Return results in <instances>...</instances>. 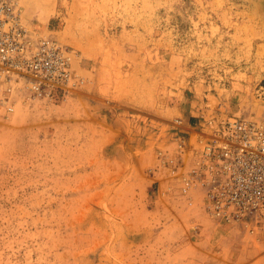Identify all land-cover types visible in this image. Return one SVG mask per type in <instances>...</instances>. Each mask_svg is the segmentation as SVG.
<instances>
[{
	"label": "rangeland",
	"instance_id": "374dc122",
	"mask_svg": "<svg viewBox=\"0 0 264 264\" xmlns=\"http://www.w3.org/2000/svg\"><path fill=\"white\" fill-rule=\"evenodd\" d=\"M11 1L78 83L0 78V264H264V223L210 217L181 147L264 119V0Z\"/></svg>",
	"mask_w": 264,
	"mask_h": 264
},
{
	"label": "built area",
	"instance_id": "2783aa9c",
	"mask_svg": "<svg viewBox=\"0 0 264 264\" xmlns=\"http://www.w3.org/2000/svg\"><path fill=\"white\" fill-rule=\"evenodd\" d=\"M69 57L55 39L34 38L15 2L0 0V78L21 83L33 98L53 100L77 86ZM214 124L212 135L199 137V161L185 179V191L202 187L214 218L254 228L264 223V119ZM188 146L182 139L183 154Z\"/></svg>",
	"mask_w": 264,
	"mask_h": 264
},
{
	"label": "bare ground",
	"instance_id": "6f19581e",
	"mask_svg": "<svg viewBox=\"0 0 264 264\" xmlns=\"http://www.w3.org/2000/svg\"><path fill=\"white\" fill-rule=\"evenodd\" d=\"M18 10H19V7H18ZM20 17H21V15H20ZM21 21H22V18H21ZM34 38H36V39H39L40 37H34ZM53 39H54V37H52ZM64 47V46H63ZM70 53V52H69ZM70 58V62H71V65H72V60H71V56L69 57ZM73 66H74V64H73ZM12 83V82H11ZM219 119V117H216V118H213V119H211L210 121H209V124L210 125H213L217 120ZM263 120V119H262ZM190 145H189V150H192L193 151V153L192 154H190L189 155V157L190 156H193V155H197V153L199 152V147H196V148H192V149H190ZM187 153V152H186ZM186 153H182V157H184L185 155H186ZM202 192V191H201ZM202 194H203V192H202ZM204 195V194H203ZM205 200V199H204ZM205 208H206V210H207V212H209L208 211V209H207V206H206V201H205ZM210 214V213H209ZM210 217H212V218H214L211 214L209 215ZM222 223H225V224H228V225H232V226H238V227H240V226H242L244 223L243 222H240V223H235V222H233V221H231V220H224V221H222Z\"/></svg>",
	"mask_w": 264,
	"mask_h": 264
},
{
	"label": "crops",
	"instance_id": "0c3cea01",
	"mask_svg": "<svg viewBox=\"0 0 264 264\" xmlns=\"http://www.w3.org/2000/svg\"><path fill=\"white\" fill-rule=\"evenodd\" d=\"M103 139V138H102Z\"/></svg>",
	"mask_w": 264,
	"mask_h": 264
}]
</instances>
